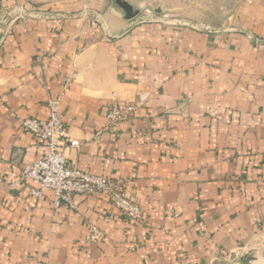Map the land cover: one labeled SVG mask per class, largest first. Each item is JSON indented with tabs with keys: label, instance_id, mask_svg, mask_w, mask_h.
<instances>
[{
	"label": "crops",
	"instance_id": "obj_1",
	"mask_svg": "<svg viewBox=\"0 0 264 264\" xmlns=\"http://www.w3.org/2000/svg\"><path fill=\"white\" fill-rule=\"evenodd\" d=\"M126 1L129 20L114 0H0V264H214L264 245V0H218L197 24ZM56 97L78 142L57 150L123 181L143 221L20 181L47 151L21 120ZM112 101L135 113L108 123Z\"/></svg>",
	"mask_w": 264,
	"mask_h": 264
},
{
	"label": "built area",
	"instance_id": "obj_2",
	"mask_svg": "<svg viewBox=\"0 0 264 264\" xmlns=\"http://www.w3.org/2000/svg\"><path fill=\"white\" fill-rule=\"evenodd\" d=\"M48 115L45 119L25 117L20 127L42 140L46 146L45 154L32 161L22 169L20 181H30L35 187L30 188V194L42 196L45 191L52 195V205L74 208L76 197L98 194L117 208L126 218L141 222L145 219L144 211L138 201L125 191L121 180L94 174L87 168H79L70 163L57 150L59 146L69 142L77 146L76 140H70L66 126L59 111V97L50 99L47 103ZM135 104L112 101L108 104L105 118L108 123L124 121L135 113ZM103 238V231L96 224L86 228L84 241L98 244Z\"/></svg>",
	"mask_w": 264,
	"mask_h": 264
},
{
	"label": "rangeland",
	"instance_id": "obj_3",
	"mask_svg": "<svg viewBox=\"0 0 264 264\" xmlns=\"http://www.w3.org/2000/svg\"><path fill=\"white\" fill-rule=\"evenodd\" d=\"M168 1L167 5H161L163 9L162 13L165 12L166 19L170 21L186 20L194 24L203 21L204 19L215 18L216 15L204 14L210 6L214 5L218 0H163ZM154 6H159L154 4ZM155 7V8H156ZM184 11H188L190 14H184ZM202 11V12H201ZM262 239L254 242L248 250L237 254L234 258H226L224 264H264V245L261 243ZM249 252L254 254L255 260H248L245 263L240 259L247 255Z\"/></svg>",
	"mask_w": 264,
	"mask_h": 264
},
{
	"label": "water",
	"instance_id": "obj_4",
	"mask_svg": "<svg viewBox=\"0 0 264 264\" xmlns=\"http://www.w3.org/2000/svg\"><path fill=\"white\" fill-rule=\"evenodd\" d=\"M115 4L122 9V11L124 12V18L129 20L131 18H134L136 15H138L139 10L134 8L129 2H127L126 0H114ZM160 8L156 7L154 8V12H160ZM229 258H234V255H230ZM256 257L254 256V254H252L251 252H249L247 255L243 256V258H241L240 260L243 261L244 263L248 260H255ZM214 264H224L223 261H215Z\"/></svg>",
	"mask_w": 264,
	"mask_h": 264
}]
</instances>
